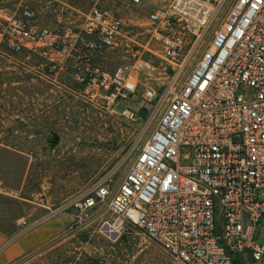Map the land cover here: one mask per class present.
I'll return each mask as SVG.
<instances>
[{"label": "built area", "instance_id": "obj_1", "mask_svg": "<svg viewBox=\"0 0 264 264\" xmlns=\"http://www.w3.org/2000/svg\"><path fill=\"white\" fill-rule=\"evenodd\" d=\"M146 21L149 41L136 48L118 12L98 3L78 27L69 20L48 27L29 8L17 15L0 10V42L54 63L53 56H62V65L70 59V79L89 101L129 122L139 119L141 108L146 120H155L116 187L107 174L48 218L70 210L79 224L107 200V234L118 237L126 225L136 227L178 264H264L258 242L264 219V0H161ZM117 48L127 63L113 70L93 63ZM146 55L167 64L172 79L161 94L144 84L143 105L119 110L137 91L140 75L154 70ZM7 193L0 183V194Z\"/></svg>", "mask_w": 264, "mask_h": 264}, {"label": "rangeland", "instance_id": "obj_2", "mask_svg": "<svg viewBox=\"0 0 264 264\" xmlns=\"http://www.w3.org/2000/svg\"><path fill=\"white\" fill-rule=\"evenodd\" d=\"M160 2L143 0L141 5L134 6L131 0H0V10L17 15L29 8L40 23L48 27L67 20L78 27L90 7L98 3L118 12L126 35L134 42L131 45L137 48V44L149 41L146 17L153 5ZM3 26L1 23L0 32ZM198 53L199 49L195 57ZM3 56L0 61L3 74L0 77L3 81L0 86V139L10 135L17 145L13 152L0 149V183L8 192L0 194V232L9 237L50 219L52 211L87 191L107 174H112V185L116 187L155 127V120L148 121L145 117L129 122L117 114L106 113L99 104L89 101L82 87L70 79V59L62 65L65 58L58 55L52 57L56 63L50 62L47 56L27 48ZM195 57L179 76L178 85L189 75ZM146 58L154 70L149 75H140L137 91L119 104V110L124 106L136 109L143 105L144 84L154 87L157 94L169 85L172 79L169 66L153 55H146ZM128 61L123 48L106 50L93 59L94 64L107 70ZM10 77H15L16 82L9 85L4 81ZM10 127H14L12 133L6 131ZM259 194L264 198V191ZM60 217L67 219L68 224L55 236L68 226H80L74 232L71 228L63 232L50 250L72 246L70 241L75 235L85 232L88 240L80 251L85 257L97 258L99 264H178L131 225H126L122 234L128 237L132 251L118 252L112 245L122 234L118 237L107 234V226L112 221L107 200L87 212L79 224L70 210L51 219ZM258 242L264 244V219ZM40 256L29 257L24 264Z\"/></svg>", "mask_w": 264, "mask_h": 264}, {"label": "trees", "instance_id": "obj_3", "mask_svg": "<svg viewBox=\"0 0 264 264\" xmlns=\"http://www.w3.org/2000/svg\"><path fill=\"white\" fill-rule=\"evenodd\" d=\"M0 61L1 58L4 57L3 54H14L20 52V49L18 51L12 50L8 47V45L5 42H0ZM2 73H0V77H2ZM15 77H10V79H5L4 81L7 84H11V82H16L13 80ZM3 85V81L0 80V86ZM14 127H10L6 129L7 132L12 133L14 131ZM10 136V135H9ZM8 137H2L0 139V149L5 151H16L17 145H15V141ZM80 225H72L65 228L63 232H68V230L71 228L73 232L77 230V228ZM63 232L59 233L57 236H54L51 240L44 242L38 249L31 250L24 255L17 258L15 261H13L10 264H24L26 261H28L30 258L41 255L37 260L30 262L28 264H99V260L97 258H88L85 257V254L83 251H80L82 248V245L85 244L88 240V235L85 232L77 233L75 235V238L70 241V244L72 246H61L57 247L53 250H50L58 241V238H60V235L63 234ZM57 239V240H56ZM118 252L120 251H126L130 253L132 251L131 243H129L128 237L124 234H122L118 239L115 240V242L112 245ZM66 247H71L70 249ZM78 255H82V258H78ZM30 257V258H29ZM29 258V259H28ZM84 258L85 261H84ZM234 264H241V262L236 259Z\"/></svg>", "mask_w": 264, "mask_h": 264}, {"label": "crops", "instance_id": "obj_4", "mask_svg": "<svg viewBox=\"0 0 264 264\" xmlns=\"http://www.w3.org/2000/svg\"><path fill=\"white\" fill-rule=\"evenodd\" d=\"M68 224L67 219H46L21 234L6 236L0 232V264H10L25 253L54 237Z\"/></svg>", "mask_w": 264, "mask_h": 264}, {"label": "water", "instance_id": "obj_5", "mask_svg": "<svg viewBox=\"0 0 264 264\" xmlns=\"http://www.w3.org/2000/svg\"><path fill=\"white\" fill-rule=\"evenodd\" d=\"M146 114H147V112H146V109L145 108H141L137 112V115H138V118L139 119H145ZM112 237H114V236H112Z\"/></svg>", "mask_w": 264, "mask_h": 264}]
</instances>
